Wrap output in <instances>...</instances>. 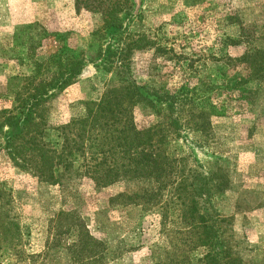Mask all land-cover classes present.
Listing matches in <instances>:
<instances>
[{
  "label": "rangeland",
  "instance_id": "rangeland-1",
  "mask_svg": "<svg viewBox=\"0 0 264 264\" xmlns=\"http://www.w3.org/2000/svg\"><path fill=\"white\" fill-rule=\"evenodd\" d=\"M129 7L121 13L122 27L104 30L101 13L77 8L74 0H0V264H264V74L237 89L244 72L235 61L264 47V0H130ZM140 36L154 46L133 48L125 59L139 83L164 91L217 86L210 102L222 112L210 118L208 144L193 148L200 137L190 127L172 143L186 154L193 148L206 174L208 160L229 169L228 187L202 205L219 233L210 250L190 248L171 203L147 209L115 198L134 196L145 178L123 176L96 187L66 174L53 184L17 166L4 149L21 129L18 115L12 124L4 121L17 114V97L51 83L45 89L51 95L33 115L47 126V139L56 141V129L83 116L109 85L113 70L103 62L115 61L113 51ZM63 49L95 58L57 88ZM134 115L139 128L157 120L143 105ZM68 214L96 243L79 242Z\"/></svg>",
  "mask_w": 264,
  "mask_h": 264
},
{
  "label": "trees",
  "instance_id": "trees-1",
  "mask_svg": "<svg viewBox=\"0 0 264 264\" xmlns=\"http://www.w3.org/2000/svg\"><path fill=\"white\" fill-rule=\"evenodd\" d=\"M74 1L77 8L101 13L104 30L122 27L121 13H127L130 8V0ZM153 44L141 36L132 37L126 47L113 51L117 59L103 62L108 70H113L109 85L99 99L87 104L83 116L74 117L56 129V141L47 139V126L41 127L33 115L51 95L45 90L51 83L35 84L31 89L33 92L17 97V114L10 112L4 118L12 124L18 115L22 123L21 129L8 138L4 149L17 166L53 184L60 183L66 174L88 178L96 187L108 186L123 176L145 178L147 183L134 196L119 193L115 198L126 197L131 203L147 209L156 206L164 209L171 203L180 212L190 248L201 245L210 250L219 239V233L213 216L202 205L210 203L215 192L221 193L228 187L229 169L208 160L212 169L206 174L193 148L203 149L212 138L210 118L222 112L220 106L210 102L209 94L217 86L201 83L199 86L203 90L183 86L177 91H164L154 85L139 83L130 74L125 59L131 49ZM159 48L157 46L156 50ZM61 52L65 54L64 75L53 83L57 88L69 85L71 79L81 73L87 60L95 58H87L79 50L63 49ZM235 61L242 65L244 72L236 82L237 89L242 90L249 78L264 74V47ZM139 105L154 113L155 123L138 127L134 109ZM185 127H190L189 130L200 137L194 139L189 154L181 148L177 151V146L172 149L173 141L181 137ZM127 200L126 204L129 203ZM68 215L74 219L68 228H74L79 242L87 239L96 243L83 223L72 214Z\"/></svg>",
  "mask_w": 264,
  "mask_h": 264
}]
</instances>
